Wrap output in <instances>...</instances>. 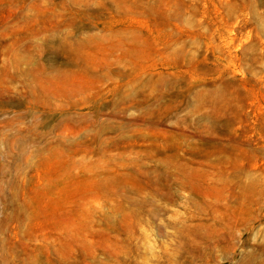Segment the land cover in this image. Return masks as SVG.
Returning <instances> with one entry per match:
<instances>
[{
  "label": "rangeland",
  "instance_id": "1",
  "mask_svg": "<svg viewBox=\"0 0 264 264\" xmlns=\"http://www.w3.org/2000/svg\"><path fill=\"white\" fill-rule=\"evenodd\" d=\"M0 264H264V0H0Z\"/></svg>",
  "mask_w": 264,
  "mask_h": 264
}]
</instances>
